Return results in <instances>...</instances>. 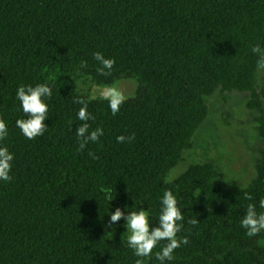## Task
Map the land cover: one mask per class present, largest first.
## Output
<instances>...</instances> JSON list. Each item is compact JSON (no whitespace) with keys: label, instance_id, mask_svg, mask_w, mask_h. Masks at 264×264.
<instances>
[{"label":"trees","instance_id":"1","mask_svg":"<svg viewBox=\"0 0 264 264\" xmlns=\"http://www.w3.org/2000/svg\"><path fill=\"white\" fill-rule=\"evenodd\" d=\"M256 44L264 49V0H0V118L8 127L0 146L14 157L12 180H0V264H135L126 222L109 226L110 214L143 208L158 226L165 190L184 217L177 237H188L165 264H264V230L248 237L240 224L249 203L264 213V146L245 189L221 188L211 164L166 181L206 119L204 98L216 92L249 94L264 142ZM95 52L115 60L111 75L98 74ZM121 80L136 89L116 115L107 100L76 85ZM41 83L52 88L47 130L29 140L15 123L27 118L16 91ZM76 98L95 117L89 131L103 129L83 151ZM165 243L145 264H159L155 254Z\"/></svg>","mask_w":264,"mask_h":264},{"label":"clouds","instance_id":"2","mask_svg":"<svg viewBox=\"0 0 264 264\" xmlns=\"http://www.w3.org/2000/svg\"><path fill=\"white\" fill-rule=\"evenodd\" d=\"M254 54L259 55L256 61L257 69L264 70V49L259 44L251 48ZM93 58L101 65L97 68L99 75L109 76L115 64V60L105 58L100 52H95ZM87 62L81 61L79 67L87 68ZM52 95V88L48 83L37 84L35 87L21 85L17 88L16 98L20 101L23 113L27 118L17 119L16 126L21 130L22 134L29 140L42 136L47 130L45 120L48 118V105L46 98ZM102 98L108 101L111 113L116 115L120 106L128 99V97L120 90L118 86L105 87L101 93ZM74 103L81 104L77 118L82 121L75 129L78 139L77 151H83L89 142H96L103 135V129L96 127L89 131L90 124L88 121L94 120L95 117L88 112V101L82 98H76ZM8 135V127L3 118H0V141H3ZM117 143L131 142L134 134L128 137L124 135L117 136ZM92 159H99L95 153L89 152ZM13 154L9 152L5 146H0V180L10 182ZM107 191V190H104ZM113 198L109 196V201ZM244 199L252 201L253 197L250 193H244ZM259 207L264 209V199L259 201ZM150 212L141 208L128 212L125 216L124 212L117 207L110 214L109 226L123 218L126 222V229L129 232L127 237L128 247L133 250V254L138 257L135 264H145L143 258H151L153 249L156 248L161 241H166L160 251L156 252L155 259L159 264H165V261L173 260L174 250L182 245L188 244V237H177L183 227L181 223L184 219L181 209L178 207L176 196L171 190H165L161 198V208L159 214L158 226L152 227L149 223ZM189 224L195 226L198 223L196 218L190 219ZM241 227L246 229V235L253 237L264 230V213H258L256 205L249 203L246 213L240 221Z\"/></svg>","mask_w":264,"mask_h":264},{"label":"rangeland","instance_id":"3","mask_svg":"<svg viewBox=\"0 0 264 264\" xmlns=\"http://www.w3.org/2000/svg\"><path fill=\"white\" fill-rule=\"evenodd\" d=\"M259 82H264V73ZM76 85L79 90L88 92L91 98H102L103 87L90 86L82 81ZM114 85L128 98L135 93L133 80H121ZM248 100V93L237 92L223 95L216 92L204 98L206 119L195 132L191 148L184 151L179 163L169 171L166 181H173L191 166L211 164L221 188H247L256 177L259 150L264 146L254 121L258 113L248 109ZM128 235L126 232L125 236ZM260 245L264 247V242Z\"/></svg>","mask_w":264,"mask_h":264}]
</instances>
